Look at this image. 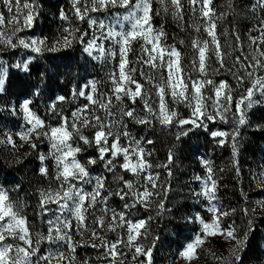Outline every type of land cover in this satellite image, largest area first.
Returning <instances> with one entry per match:
<instances>
[{
    "label": "snow or ice",
    "instance_id": "snow-or-ice-1",
    "mask_svg": "<svg viewBox=\"0 0 264 264\" xmlns=\"http://www.w3.org/2000/svg\"><path fill=\"white\" fill-rule=\"evenodd\" d=\"M214 0H71L72 11L77 21L87 22L89 28L95 27L99 35L92 33L89 39L87 30L71 24L63 28V34L49 42L48 37L20 38L17 33L34 27L40 15L38 0H0V6L6 10L0 11V44L8 49L23 48L31 53L59 52L70 48L74 42L84 44V52L96 59L118 58L117 69L108 77L111 84L110 92L98 88L100 82L90 80L81 86L74 95L84 97L88 103L82 104L71 112V116L58 111L57 103L48 107L47 115L42 117L33 111V100L25 98L19 107L11 108L13 114L22 113L25 124L22 130L15 133L21 141L32 149L47 138L50 148L47 154L41 153L39 160L41 175L48 177L49 168L45 163L49 158L55 162L54 174L50 177L57 182L55 188L40 189L39 209L42 217L51 213L46 220V234H33L28 217L25 214L26 205L13 200L10 190L0 186V264H89L88 260L79 261L76 250L79 245L90 246L102 250L103 259L108 264H124L121 257L126 253L122 250H134L132 256L136 260L144 256L141 264H152L153 248H145L140 240L147 235L146 225L152 217L141 219L135 217L137 205L149 208L153 199L163 195L157 203L158 214L165 211L164 201L171 190L170 184L160 182V173L154 168L168 169L171 177L173 154L169 152L168 164L154 165L150 161L151 151L144 144L153 141L139 139L129 129L132 124L151 126L158 121L163 126L177 124L181 127L191 125L192 128L208 129L209 122L219 120L222 123L231 122L230 131L214 130L211 137L219 146L230 143L233 156L238 153V137L240 126L249 123V112L256 106L264 105V0H253L249 11L256 15L258 23L248 33V50H244L241 37L235 36L236 46L221 43L217 33V21L225 17L221 12L217 16ZM185 3L191 13L193 22L188 25L196 35L192 38L191 48L194 53L191 68L197 73L194 77L184 67V54L175 46L167 43V35L163 26L157 28L153 24L154 17L170 15L183 30ZM228 7L234 10V0H228ZM111 9H123L112 14L110 23L94 19L91 13L109 12ZM60 19L69 20V15L60 10ZM127 22V27L125 26ZM201 31L205 35H200ZM255 31L258 35H252ZM16 37L17 42L13 41ZM105 42H109L107 45ZM139 43V55L135 62L129 59L133 45ZM183 40L180 44H184ZM239 52L238 55L235 53ZM35 56L13 63H0V93L5 90L10 69L31 74V61ZM232 58V63L228 60ZM215 59L218 67H212ZM134 63L141 65L139 76ZM211 68V72L209 69ZM226 70L235 79L237 86L248 87L238 98L227 79L210 78ZM41 80L45 73H40ZM32 95L40 94V87L32 85ZM86 93L85 89H89ZM211 89L212 95L207 94ZM57 101H65V96H58ZM127 99L129 104H125ZM142 102L143 110L137 111L135 105ZM172 105V106H170ZM175 105H183L191 110L188 118H181ZM234 108V111H233ZM102 111L103 115L97 112ZM55 120V125L49 121ZM257 127H260L259 125ZM182 131L178 136H187L192 130ZM93 130L85 134V130ZM216 138H219L218 140ZM143 141V143H142ZM0 144L16 146L11 133H5ZM23 146V145H22ZM94 148L97 156H90L81 162L78 155ZM122 157L123 163L117 158ZM17 162H20L19 160ZM116 176V169L131 172L135 179L125 180L123 175L117 179L124 187L115 192L108 191L106 177H92L90 167L96 164ZM238 165V161L234 166ZM205 175L194 176L200 181L201 187L193 195L204 198V208L211 214L206 219L198 212L190 220L198 221L200 231L194 239L180 251L178 259L191 264L199 257L201 249L208 237L217 235L230 242L227 255H211L217 264H244V254L249 236L254 230L252 219L248 220L243 235L235 224H224V218L236 210H224L218 203L216 195L218 181L214 178V169L208 160L203 161ZM239 174V167H236ZM264 175V172H262ZM92 185L88 190L84 185ZM107 192V195L104 193ZM119 196L124 201L122 211L117 212L108 205L109 197ZM264 209V200L257 202ZM55 205V207H52ZM249 215V209L242 210ZM252 213L256 209L251 210ZM122 229L123 231H118ZM108 232L117 233L116 238L109 240ZM74 234L81 237L74 239ZM87 234V238H85ZM48 241L55 245L56 250L41 253V244ZM96 241H99L97 243ZM154 247V245H153ZM99 258V257H98ZM264 264V262H262Z\"/></svg>",
    "mask_w": 264,
    "mask_h": 264
},
{
    "label": "rangeland",
    "instance_id": "rangeland-1",
    "mask_svg": "<svg viewBox=\"0 0 264 264\" xmlns=\"http://www.w3.org/2000/svg\"><path fill=\"white\" fill-rule=\"evenodd\" d=\"M23 2V0H22ZM253 0H234V10L228 7V0H214L213 7L216 8L217 16L221 12L225 13V17L217 21V33L220 34L221 43H225L236 46L235 36L239 35L241 37V42L243 43L244 50H248V33L253 29L258 21L256 20V15H259V12L253 13L249 11V6ZM40 5V15L36 20L34 27L30 29H24L22 32L17 33V36L20 38H43L48 37L49 42H52L58 39L63 34V28L68 27L70 24L74 27H79L81 31L87 30L89 32V39L93 32L96 35H99V32L96 31L95 27L89 28L87 22L77 21L74 17L71 0H38ZM63 9L68 15L69 20L64 21L60 19V10ZM185 17H184V26L183 30L178 23L172 19L170 15L164 16L163 14L160 17H154L156 21L154 24L155 27L159 28L163 26V29L167 35V43L169 45H175L183 54L184 60L183 65L185 69L192 75L196 76L197 73L191 68V59L194 55L191 48L192 38L196 35L193 29L189 28L188 25L193 22L190 11H188V6L185 3ZM0 11H5L2 6H0ZM116 11L124 12L123 9H111L109 12H97L91 13V17L98 20H103L106 24L110 23L113 19L112 14ZM7 19V13H6ZM127 27V22H125ZM170 31V32H169ZM252 35H258L257 32L253 31ZM200 35H205L201 31ZM183 40L185 43L180 44V41ZM13 41L17 42L16 37H13ZM109 42H105L107 45ZM85 45L82 44V48L77 51L76 56L81 64L80 68L82 70L83 76L85 79L81 82L80 86L77 88L71 87L68 90L67 95L61 93L56 94L54 99L49 101L35 102L33 101V111H36L38 115L42 117L47 115L48 107L53 102L57 103L58 111H62L63 115L71 116V112L74 111L77 107H80L82 104L88 103L84 97H79L74 95V92H78L81 86L87 84L90 80H95L100 82L98 88L103 92H110L111 84L108 80L109 74L117 69L118 58L116 59H96L95 56L97 53H93L92 56L84 52ZM55 52H44L43 54L31 53L29 50L18 48V49H8L4 45L0 44V63L2 64H13L27 59L29 56H35L36 58L31 61L40 65V61L44 60L43 58H51L52 54ZM139 43L133 45V52L129 54V59L133 62L137 60L139 55ZM236 55L239 52L235 53ZM228 63H232V58H229ZM132 66H135L138 71L136 73V78L139 79L142 83L143 79L139 76V69L141 65L139 63H134ZM212 67H218L215 62V59L212 61ZM118 70V69H117ZM211 72V68L209 69ZM13 73H23L16 69H10V74ZM9 74V75H10ZM93 74V76H92ZM219 81L220 79H227L229 84L233 88L234 95L238 98L244 93L246 87L249 84L246 82L243 87L237 86L235 79L232 75L226 70L222 71L219 75L210 77ZM8 78L6 80L7 84ZM5 84V87H6ZM86 93L90 91L85 89ZM209 95H212L211 89H208ZM58 96H65L66 99L63 102L57 101ZM29 98L34 100L33 97H22L16 101L8 100L4 96V92L0 93V139L4 138L5 133H11L14 140L16 141V146L12 147L8 144H0V153H3L6 160H8L9 165L18 163L27 158H32L35 161V166L37 172L41 175L39 169L41 167V162L39 160V155L41 153L47 154L50 148V144L47 138H44L42 142H39L36 149H32L29 144L24 143L15 136V133L21 131V126L25 124L23 120L22 113L13 114L11 108H18L23 99ZM125 104H129V101L125 99ZM34 106V107H33ZM129 106H131L129 104ZM172 106V105H170ZM137 111L143 110L142 102H137L135 105ZM181 118H188L191 114L189 108L184 107L183 105H175ZM234 111V108H233ZM98 115H103L102 111L97 112ZM230 121L225 124L217 120L216 122H209L208 129L203 128H192L191 125L179 126L173 124L172 126H163L158 121H153L151 126L145 127L143 125L132 124L129 122V129L132 131L138 139L143 137L144 140H151L153 143L144 144L147 151H151L152 156L149 158L154 165H164L168 164L169 152L173 154L172 163L168 165V168L171 169L172 175L168 176V169L166 168H154V171L160 173V182L167 186L170 184L171 190L167 193V199L165 203V211L158 214L157 203L160 199H163V195L160 197L154 198L151 207L144 208L143 206L137 205V208L133 210L135 217L146 219L152 217L148 221L147 235L140 240V243L144 245L147 249L149 247L153 248L152 252V264H187L183 259H178L179 253L186 246L187 243L191 242L194 239V236L197 232L200 231L201 226L198 221L190 220L189 217H195L196 213H200L201 216L206 219L211 217V214L208 213L204 208V198L201 197L197 199L193 193L198 192L201 187L200 181L194 179V176L205 175V168L203 166V161L206 160L199 152L193 151L194 143L200 140H206L207 144L212 147L220 148L214 140L210 133L211 131L220 129L230 131L233 127L231 122V113H229ZM55 125V120L49 121ZM260 127H257V126ZM189 128L192 130L188 133L187 136H180L177 139V136L182 131H187ZM264 130V105H259L254 107L249 112V123L240 126V136L238 137V153L234 157L232 153L231 144L228 146V152H221L218 155L220 163V171L226 172L228 170L229 163L233 162L235 164L236 157H239L241 162L246 161L245 143L248 138L249 132L252 130ZM93 130H85V134H90ZM217 140L219 138H216ZM143 143V141H142ZM23 145V146H22ZM90 156H97V152L94 148L88 149L86 152L78 155V158L81 159V162L86 161ZM118 163H123V158H117ZM45 163H47L49 168V176L45 177L44 180H40L38 187L36 188L37 193L40 189L48 188L49 186L55 188L57 182L50 177L54 174L55 171V162L49 158ZM232 163V164H233ZM246 163V164H247ZM254 164L251 168H245L246 165H242V168L245 170L244 178L245 185L250 186L251 182L253 183L250 188L246 189L244 192L246 203H240L238 205H233L232 203H221V199L218 198V203L222 205L224 210L235 209L236 211L226 217V219L231 218V216L239 215L241 218L244 215L243 209H249L248 219H252L253 223H259L258 220L264 217V209L258 207L257 202L264 200V143L260 146L258 157L253 162ZM90 172L92 177L103 174L106 176V187L108 191L115 192L120 188H123L124 185L120 182L117 177L123 175L125 180L135 179L131 172H125L124 170L117 168L116 176L108 172L103 168V165L96 164L90 167ZM43 176V175H42ZM0 186H3L0 184ZM6 189L10 190V195L13 200H18L23 202L24 193H19L18 186H3ZM85 188L91 190L92 185H84ZM248 190V191H247ZM107 195V192L104 193ZM217 195V192H216ZM123 203L119 196L109 197L108 205L110 208L115 209L117 212L124 210ZM55 207V205H52ZM256 209L255 213H252V209ZM28 212V220L31 225L33 234L40 232L45 233L47 231L48 225L46 220L51 218V213L47 216L42 217L40 215L39 202L37 208L25 207V214ZM230 224V223H227ZM240 229V235H243L244 226L241 223L238 225ZM118 231H123L122 229ZM263 244L262 252L257 255L256 252H251L250 250L244 254V264H262L264 262V229H263ZM117 233L108 232L107 237L109 240L116 238ZM87 238V234L85 236ZM75 240H80L79 235L74 234ZM99 243V241H96ZM154 245V247H153ZM230 247V242L226 241L223 237L217 235L215 237H208L203 244L201 249H198L199 257L194 259L191 264H217V262L212 257L211 253L215 252L217 255L221 253L227 255V250ZM49 250L55 251V245L51 244L48 241H43L41 244V253H45ZM126 255L121 257L124 260V264H141V261L145 260L144 256H139L136 260L132 259L134 250H128L127 248L122 249ZM76 256L79 261L88 260L89 264H108V261L103 259L102 250L94 249L90 246L79 245L76 250ZM99 257V258H98ZM55 264V261H53Z\"/></svg>",
    "mask_w": 264,
    "mask_h": 264
},
{
    "label": "trees",
    "instance_id": "trees-1",
    "mask_svg": "<svg viewBox=\"0 0 264 264\" xmlns=\"http://www.w3.org/2000/svg\"><path fill=\"white\" fill-rule=\"evenodd\" d=\"M153 23L156 24L154 19ZM81 48V43L74 42L70 48L61 49V51L52 54L51 58H43L44 60L40 61V65L33 63L30 75L26 73H11L4 90V96L11 101H16L22 97H33V101L41 102L54 99L58 93L67 95L71 87H79L85 79L80 68L81 64L76 56L77 51ZM41 72L45 73L44 80L40 78ZM94 79L96 80L95 77ZM32 85L40 87L41 91L39 95H32ZM263 143L264 130H251L248 134L244 151L246 155L245 159L246 161L248 160V163L244 164L245 160H241L240 162L239 157H236L238 165L234 166V163L230 162L228 165L229 169L225 170L226 172H219L221 161L218 155L221 152H228L230 143L220 148L209 146L206 140L194 143L193 151L199 152L212 164L214 178L218 181L217 197L221 199L222 204L232 203L233 205H238L246 203L244 192L253 183L251 182L250 186L245 185V170L242 168V165H246L245 168H251L254 164L253 162L258 157L259 148ZM8 163L3 153H0V184L3 186H18L19 193H24L22 199L26 208H37L39 196L36 188L40 180H44L45 177L37 172L35 161L29 157L23 160V162L14 163L13 165H9ZM237 166L240 169L239 174L236 171ZM26 215L28 216V212H26ZM248 217L249 215H245V213L242 218L239 215H235L229 219L224 218L223 223H234L236 227L241 223L244 229H246ZM258 222L257 224L253 223L254 230L249 236L246 249V252L250 250L251 252H256L257 255L262 252L264 217L258 220Z\"/></svg>",
    "mask_w": 264,
    "mask_h": 264
}]
</instances>
